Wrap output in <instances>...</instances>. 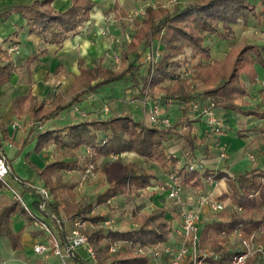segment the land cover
I'll return each mask as SVG.
<instances>
[{
    "label": "trees",
    "instance_id": "trees-1",
    "mask_svg": "<svg viewBox=\"0 0 264 264\" xmlns=\"http://www.w3.org/2000/svg\"><path fill=\"white\" fill-rule=\"evenodd\" d=\"M53 1L34 0L28 5H16L1 13V17L19 13L26 21L29 33L40 36L46 44L60 45L90 19L95 3L91 0H71L67 10L58 12L52 8ZM113 10H119L118 4L114 5ZM246 14L251 15L258 24H263L264 13H259L250 0H189L184 4L175 3L172 8L162 4L155 7L148 5L144 8L142 19L134 21L135 29L130 42L121 52L119 69L95 63L87 66L79 60V74L65 94L55 93L49 102L38 101L31 92L15 97L12 100L14 115L17 119L29 115L34 121L48 120L80 103L85 96L100 87L126 79H130L135 87L140 83L139 93L143 97L151 98L154 94H160L164 100L181 104L201 95L221 112L236 110L238 103L247 96L241 77L245 76L248 82L255 84V65L264 67V59L256 45L242 43L232 47L223 59L212 61L211 46L206 44V40L233 39L231 25ZM154 40L161 51L160 58L153 66L140 63L142 51ZM186 49L190 50L188 55L185 54ZM7 55L5 53L4 58L8 60ZM32 59L30 57L28 62ZM192 60L196 62L195 68L187 77H181V71L188 69ZM202 61L207 63L202 64ZM14 70L9 62L0 65V84L7 82ZM60 71L61 67H57L55 73ZM250 115L263 120L258 133L264 142V111L250 112ZM185 126L187 122L184 116L176 124L161 127L142 124L130 115H112L105 120L86 118L38 133L33 147L35 153L51 146H55L60 153L41 168L29 161L27 155L24 159L53 197V202L47 204V211L59 218L60 208L66 216L58 237L63 240L75 219L94 225L85 233L98 264H146L151 261L150 250L169 243L171 239L172 226L167 217V207H156L144 215L132 214L134 227L125 230L105 228L101 225L105 217L91 214L95 206L106 205L114 197L122 196L130 201L136 194L153 187L158 182V176L151 170L134 163L122 165L117 158L104 170L109 186L96 195L95 202L76 199L74 185L62 179V172L81 170L76 160L66 159L74 156L73 151L88 147L92 152V164L100 158L119 157L120 154L133 152L146 161L156 163L161 170L178 178L182 187L193 189L199 195L203 194L207 184L223 181L226 188L219 200L228 203L200 231V246L211 253L207 260L209 264H226L237 252L225 247L226 240L235 230H240L243 237L261 231L259 240L264 245V169L254 167L231 174L226 169L205 168L188 172L184 166L178 167L177 156L171 154L164 145L165 140L174 136L182 139L190 154L202 146L206 157L210 156L209 148L202 138H192L190 133L180 134L179 129ZM2 141L19 147L16 155L31 142L27 137L19 143L14 142L0 118V145ZM262 154L264 156V152ZM2 188L0 182V190ZM233 207L241 208V211ZM34 208H38L37 202ZM15 214L23 215L27 224L31 223L19 203L10 200L0 208V236L8 239L13 250H20L21 233L14 232L10 221ZM66 224L70 226L69 230L65 228ZM114 243H120L121 247L110 253L109 248ZM138 247H147L148 250L144 254H137L135 250ZM214 255L217 257L214 258ZM74 262L86 264L79 256L74 257ZM249 264H253L252 261Z\"/></svg>",
    "mask_w": 264,
    "mask_h": 264
},
{
    "label": "crops",
    "instance_id": "crops-1",
    "mask_svg": "<svg viewBox=\"0 0 264 264\" xmlns=\"http://www.w3.org/2000/svg\"><path fill=\"white\" fill-rule=\"evenodd\" d=\"M32 1L34 0H0V65H5L6 63L9 62L15 68V70L10 73L8 81L5 82L4 84H0V118H1V122L7 128L9 136L16 143H19L21 139L25 138L26 136H22L23 133L19 131V138L14 137V128L12 126L15 123L18 124L19 120L14 115V110L12 108V100L15 97L24 96V95H27L29 92H31V94L35 96L38 101L45 100L46 102H49L53 94L55 93L65 94L68 91L75 76L79 74V68H78L79 60L84 61L87 66H92V64L94 63L100 66H104L103 65L104 61L102 60V56L111 49V46L113 45V42H114L113 36L116 35L115 37L116 38L118 37L119 39L120 37H122L120 36V33L116 31L118 30V28L115 25V22L113 23V22L105 21L104 20L105 16L108 12L112 13L114 15V19L116 20V22H119L120 24V21H122V17L120 16L115 17L116 14L117 15H119L120 13L126 14L128 11H130V9H127L130 5L129 3L131 1L136 2V0H91L92 2L95 3V6L90 13V19L84 22L82 25H80V27L77 29L76 32L68 36L64 40V42L59 45V44H46L41 39L40 36L29 33L27 25H26V21L19 13H13L7 18L1 17V13L5 12L11 7L16 6V5H28ZM250 1L255 6L256 10L259 13L261 12L264 13V0H255V1L250 0ZM115 4H118L119 6V10L117 11L113 10V7ZM70 6H71V0H54L52 3V8L58 12H63L67 10ZM141 19H142V16L140 17V20ZM140 20H137V21H140ZM259 26L261 27L262 25L258 24L257 21L254 20L253 22L250 20V18L244 17L238 20L236 24L231 25L233 32H234L233 39L231 40H221L220 39L218 44H216V47H213V45H214V42L218 40H213V41H211L212 39L206 40V44H209L211 47H213L210 51L211 60L217 61V60L223 59L232 47L240 45L242 43H249V44L256 45L258 49L260 50V54L262 58L264 59V43L260 40H255V37H256L255 33H258L259 30L263 29V28L260 29ZM134 29L135 27L133 24V30L130 33V37L128 38L126 42L127 44L131 40V36L134 32ZM104 31L106 32L105 35L102 34ZM238 34L241 36L239 41L235 40V38L238 37ZM154 42L156 46H158L157 41L154 40ZM127 44L125 46H127ZM12 45H17L19 47V52L13 55L8 54L7 56L9 59L7 60L4 58V54L5 53L7 54L8 48ZM125 46L122 48V50L125 49ZM122 50L119 53V57H121ZM42 51H45V53L42 54ZM189 53H190V50H189ZM30 57L33 59L31 60V62H28V59ZM192 61H195V60H192ZM206 63H207L206 61H202V64H206ZM57 67H61V71L59 73H55ZM255 69L257 72V81L255 84L242 81L243 87L247 90V96L244 98L243 101L238 103L237 108L241 104H245L246 101L249 104H251V97H253V93L258 91L257 86L259 82L260 73H259L257 65H255ZM67 78H70V79H67ZM65 83H67L66 88H64ZM105 86H108V85H105ZM102 88L103 86L97 89L94 93H91L92 95H95L94 99L98 100V104H94L95 108L94 107L89 108L88 110V111L90 110L97 111V113H99V116H96L97 113H95L89 116V118L93 117V118L105 120L112 115H116V116L130 115L135 121H138L144 124L143 123L144 115L141 114L136 104L110 103L108 105L110 107L111 113L106 114V115L101 113L102 107L104 105H107L106 102H108V100L111 99V98H107L109 94L107 93L106 90L105 91L102 90ZM155 95L160 96V94H154V96ZM149 98L150 97H148L147 99ZM172 103H177V102L172 101ZM89 106L90 104H80V107H83L84 109H87ZM251 107L252 105H248V108H251ZM242 108L245 109L244 107ZM234 111L235 110L233 111L223 110L221 112L224 116H226L225 117L226 120H225L224 131H223V134H221L219 141H220V144L229 146L228 150L230 151L233 148L234 149L238 148L240 146L238 144V141L239 140L242 141V139L238 137L234 129L235 124H234V119H232L234 117L233 115ZM262 111L264 110H260V111L253 110L252 112H262ZM258 120L260 121L259 127H261L263 120L261 119H258ZM184 121L187 122V126L184 127L187 130V132H185V134H181V133L180 134L186 135L187 133H190V136L192 138H196V139L202 138L203 141L207 144V147L209 148L210 146L209 141L211 140L210 138L204 136L203 134L204 125L202 123V120L187 121L184 119ZM176 138L177 137L174 136L173 138L167 139L164 141V145L167 147L168 151L173 155H175L174 153L179 152L181 150V147H178L175 144L172 147H170L172 142H175ZM35 141L36 140L34 139V143ZM34 143H32L31 141L26 147H24L21 150L19 155H16L17 151L20 150L19 147L10 145L9 143L4 142V141H2L0 145V152L3 153L5 157L7 158L10 164L11 170L14 174V177L17 178V181L13 180L12 184L16 188H18L20 191L23 192V195L27 203H29L33 208H34V203L37 202V198L35 196V192L31 189L26 188V186H32V185H36L42 182L36 176L34 170L26 164L25 159H24L25 155L28 156L29 161H31L36 167L41 168L45 164L52 161L54 159L53 157L54 154L55 156H57V151H59L58 149L55 148V146H51L48 149H44L39 153H35L33 151ZM7 146L8 147L11 146L12 148V150H10L9 153H7V150H6ZM209 151H210L209 157L208 156L206 157L204 151L202 150V146L197 147V149L195 150L193 154H190L188 151L186 153H189L190 156L194 160H196L195 157L204 155V157L206 158L205 161H208V162L213 161V163L216 165L214 167L205 166L204 161L200 160L203 164L204 169L205 168L215 169V170L217 169L225 170L226 169L229 173H231V171H234L235 173L242 172L245 170H249L250 168H254V167L264 169V163L262 162L257 163L255 160L253 161L251 160L254 163H252L253 165L248 166V164L244 162L243 160L237 161V158L240 154H235L236 152L234 153L233 160L227 162L226 166L225 165L222 166V163L220 162V160L215 161L213 152H211L210 148H209ZM73 153H75V151H73ZM73 157L68 158L69 160L67 159L66 160L67 161L75 160ZM119 157H128V159H130L131 161L129 160V162H126L125 164L134 163L137 166H140L137 164L138 160L146 161L142 157L138 156L137 154L133 152H126V153L120 154ZM21 158L24 159L23 163L20 162ZM100 159H103V158H100ZM18 162L21 163L20 164L21 166L17 169L16 164ZM179 162L181 161L178 159L177 166L181 167L179 165ZM125 164L122 163V165H125ZM207 164L211 165V163H207ZM70 172H73V171H70ZM161 178L158 176V182L153 187L147 188L146 193L149 192V193H152L153 195L154 193L156 194V191L159 188V184L161 183ZM21 180L24 181L25 184H22ZM219 183L220 182H218V184ZM225 188H226L225 184L222 181V188L218 194L219 196L221 195L223 191H225ZM210 192L216 195V191L210 190ZM207 193H209V191L203 194H207ZM166 194L163 196L162 200L159 202L160 203L159 207H167L164 205L165 202H163V199L166 197ZM219 196L218 198L216 197L218 200H219ZM10 200L11 198L9 196V193L5 189L2 188L0 190V208L5 203L9 202ZM133 200L134 199H132L131 201L132 204H133ZM51 202H53V197H52ZM167 210H168V207H167ZM206 210L207 208H204V211ZM59 216H61L64 220H66L65 214L60 208H59ZM167 217L169 218L171 222L172 234H173V231L179 228L180 219L176 214H174L173 216V213H170L169 210L167 213ZM44 220L50 226L52 227L54 226L53 222L49 220L48 217H44ZM10 221H11V226L14 232L21 233L22 249L13 250L8 239L4 236H0V264H36V263L37 264H59V262L55 259H51L48 262H42L34 254L33 245L43 240L44 237L41 236V232H39V230L35 228L31 223L27 224V221L24 219L23 215L15 214L10 218ZM172 222L175 224L174 226ZM55 231L57 232V230L54 229V232ZM172 234H171V239L169 243H175L178 240L176 235L172 237ZM78 252H79V255L80 253L81 255L83 254L81 250H79Z\"/></svg>",
    "mask_w": 264,
    "mask_h": 264
},
{
    "label": "rangeland",
    "instance_id": "rangeland-1",
    "mask_svg": "<svg viewBox=\"0 0 264 264\" xmlns=\"http://www.w3.org/2000/svg\"><path fill=\"white\" fill-rule=\"evenodd\" d=\"M189 0H136V2L131 1L129 4V7L127 9H130V11H126V14L120 13L119 16L122 17V21L116 22L114 19V15L112 13H107L105 16V21L108 22H115V25L117 26L118 30H116L118 33H120V39L115 37L114 35V42L113 45L111 46V49L102 56V60L104 61L103 65L105 67L111 68V69H119L121 67L120 59L119 61L116 62L115 58L116 56H119L120 51L122 48L127 44V40L130 37V33L133 30V24L134 21L140 20V17L137 12L141 9H144L146 6L154 4H162V6L172 8L174 3H181L184 4ZM255 1V0H252ZM112 12V11H110ZM124 13V12H123ZM262 20L263 24L259 28L262 29L264 28V15H262ZM245 18H250L251 21L254 22V19L252 18L251 15L246 14ZM262 30H259L258 33H255V40H260L264 43V40L260 36V32ZM241 36L238 34V37L235 38V40H240ZM218 41L214 42L213 47H216V44L220 41V39H216ZM213 41V39L211 40ZM156 46L155 42L153 44ZM211 47V49L213 48ZM145 51V50H144ZM143 51V52H144ZM189 50H185V54H188ZM195 61H192L190 63V66L188 69L189 72L195 68ZM258 70H259V82H258V87L256 92L253 93V97H251V104H249L247 101L245 104H241L238 106L237 110L234 111L233 115L234 117V129L237 133V135L241 136L240 138L242 139L238 141V144L240 145L236 149L227 150L226 152V159H221L220 158V153L221 150H219L215 143L212 141H209L210 143V150L213 152V156L215 158V161L220 160L222 163V166H226L227 162L233 160L234 153L235 154H240L237 158V161H244L248 164V166L253 165L251 161L252 156L254 160L257 163H264V142H263V137L260 136L258 133V129L260 121L258 118H256L253 115H250V112L253 110L255 111H260L264 110V90L262 89V84L264 83V67L261 65H257ZM70 79V78H67ZM245 81L248 83V79L243 76L241 77V82ZM257 81V78H256ZM250 83V82H249ZM256 83V82H255ZM132 81L130 79L122 80V81H117L111 84H108V86H103L102 90H106L107 93L109 94L107 98H111L106 102V104H132L128 102L125 98V95L128 93L127 90L131 91V96H129V99L134 98V100L141 101L144 97L139 93V84L138 87L132 86ZM131 85V86H130ZM67 83L64 84V88H66ZM130 86V87H129ZM63 93V92H62ZM93 97L92 101H90L89 97ZM200 96V95H198ZM95 95L89 94L83 98V100L80 103L74 104L71 107H69L68 110H65L61 112L57 117H52L49 118L48 120L44 121H34L31 120V118L27 115H24L20 117L19 123L15 125L14 128V137L19 138V131L23 133L22 136H26L28 139L34 143L35 136L42 132L45 129H53L56 127H61L64 125L68 124H74L77 122H80L81 120H84L86 118H89V116L97 113V111H88L89 108H95L94 104H98V100L94 99ZM244 100V99H243ZM84 101V102H83ZM83 102V103H82ZM80 104H90V106L87 109H84L83 107H80ZM137 107L139 108V111L141 112L142 115H144L143 123L145 124V112H142L143 105L136 104ZM167 105V107H166ZM248 105H252L251 108H248ZM164 110H165V115L170 119V124H176L178 121L182 119L184 116V110H183V105L178 104V103H169V104H162ZM73 107H77L79 109L78 111H74ZM109 107V105H108ZM244 107L245 109H243ZM80 111L84 112V115L80 114ZM110 107H109V112L110 114ZM96 116H99V113L96 114ZM224 116V115H223ZM226 117V116H224ZM226 120V119H225ZM179 132L181 134H185L187 130L184 129H179ZM223 134V133H222ZM220 138V137H219ZM239 139V138H238ZM240 142V143H239ZM176 145L178 147H181V150L179 152L174 153L178 159L181 162H188V160H192L193 158L186 154L187 150L185 149L182 140L180 138H176L175 142H172L171 146ZM184 147V148H183ZM229 146H226L228 149ZM54 148V147H53ZM7 153L12 150L11 146H7ZM60 153V150L57 151V156ZM54 154V158H56ZM81 166V170L79 171H73V172H68L64 171L62 172V179L68 183H72L74 185V193L76 195V199L80 200L82 202H95L96 195L98 193H101L108 185L109 183L106 181L104 177V170L107 169L113 162L117 159L114 157H109V158H103L98 160L95 164H93V169H92V175L87 177L86 181H84L81 185V179L83 176L84 171L86 168L91 164L90 160V153H87L85 148H81L78 150H75L74 157H73ZM121 164H125L126 162H129L130 159L128 157H118ZM196 160H201L204 161L205 166H211L214 167L216 166L213 161L208 162L205 161L204 155L202 156H197L195 157ZM236 159V157H235ZM69 160V159H67ZM135 160V159H134ZM131 161V160H130ZM136 161V160H135ZM20 162H24V159L21 158ZM18 162L16 164V168L18 169L21 165V163ZM138 165H140L142 168L146 170H151L156 173L161 178V183L159 184V188L156 191V194L154 195L152 193H146L145 192H140L136 194L133 198L130 199V201L125 200L122 196H117L110 201L106 203V205H99L95 206L94 209L92 210L91 214H101L103 217H105V220H111L113 222V226L116 229L119 230H125V229H131L134 227V223L132 221V214H139V215H144L148 214L151 212L153 209L156 207L160 206V201L162 200L163 196L166 194V189L169 186H173V181L171 178V175L168 172H165L164 170H160V168L151 161H137ZM211 163V165L207 164ZM25 167V166H24ZM231 173H235L234 171H231ZM211 184V183H210ZM207 184L205 188V192H210V190L216 191V195L214 197L218 198V194L222 188V181L218 184ZM202 194V193H201ZM199 194H197L193 189L190 188H185L182 187V190L180 192V198H181V205H176L171 199L168 197H165L163 199V202L165 206L168 207V210L170 213L178 214L182 209H187L192 206V199L197 197ZM10 198L11 195L9 194ZM216 198V199H217ZM132 199L133 204H132ZM12 200V198H11ZM228 203V202H224ZM207 211V210H206ZM204 211V212H206ZM215 214H210L209 216L211 218L214 217ZM173 226L175 225L172 222ZM87 227L84 229V232L87 230H90L94 225L86 223ZM91 225V226H90ZM65 228L67 230L70 229V226L68 224L65 225ZM177 230V229H176ZM176 230L173 231L172 237L176 234ZM41 232V231H39ZM41 236L45 237L44 232H41ZM225 247L230 249V251H237L239 250V242L236 238L234 237H229L226 242H225ZM40 260V259H39ZM42 261V260H41ZM43 262V261H42ZM37 264V263H36ZM75 264V263H74ZM257 264H263V263H257Z\"/></svg>",
    "mask_w": 264,
    "mask_h": 264
},
{
    "label": "built area",
    "instance_id": "built-area-1",
    "mask_svg": "<svg viewBox=\"0 0 264 264\" xmlns=\"http://www.w3.org/2000/svg\"><path fill=\"white\" fill-rule=\"evenodd\" d=\"M175 4V3H174ZM153 7L156 5L151 4ZM166 6V5H165ZM144 9L137 12L139 16H143ZM103 35L106 34L104 31ZM261 38L264 40V30L260 33ZM19 47L12 45L8 48L7 53L9 55L17 54ZM161 51L157 46L151 44L148 48L142 52V56L139 60L140 63L153 64L160 58ZM120 57L116 56V62L119 61ZM191 72L189 69L183 70L180 73L181 77H187ZM264 90V83L262 84ZM125 98L132 104L143 105L142 112L146 114L145 125L148 126H171L170 119L165 115V110L162 104L172 103L171 100H164L161 96L155 95L149 99L144 96L141 101L129 99L131 91L127 90ZM92 101L93 97H89ZM184 110V119L187 121L191 120H202L204 125L203 134L210 138L215 143L216 147L221 150L220 158L226 159L227 148L226 145L220 144L219 137L224 131L225 117L213 105L212 102L203 98L201 95L194 98L191 101L181 103ZM74 111H78L77 107H73ZM109 108L104 105L101 109V113L108 114ZM81 115H84L83 111H80ZM17 125L16 123L13 127ZM87 153H90L91 149L85 148ZM188 155V153H186ZM250 159L253 161L252 156ZM114 158H118L114 156ZM180 166H184L188 172L202 170L203 164L200 160H188L187 163L179 162ZM93 164L91 163L83 173L80 185L86 181L87 177L92 175ZM173 186H169L166 189V197L171 199L176 205H181L180 192L182 186L180 180L176 177L171 176ZM17 181L11 170L10 164L3 153L0 152V182L2 183L3 189H5L10 195L12 200L19 203L23 211L26 213L28 218L31 219V224L39 231L44 232L45 237L43 240L33 245L34 254L43 262H48L51 259H55L59 264H74V257L79 256L86 264H98V260L92 245L89 242L88 235L84 232L87 227L85 221L75 219L73 221V227L70 231L64 234L63 240L58 237V232L63 228L64 219L59 216L56 217L53 213L47 211V204L52 201V196L49 190L44 184L39 183L32 186H26L35 192L37 198L38 208H33L27 203L23 192L16 188L12 181ZM215 194L209 192L207 194H201L192 199V206L187 209H182L176 214L179 221V228L176 230L177 242L167 243L152 248L150 250L151 261L146 264H209L208 259L211 253L208 249H202L200 246V231L207 224L211 217L210 214H216L221 212L225 207L226 203L219 201L214 197ZM204 208L207 211L204 212ZM236 211H241V208L233 207ZM44 217H48L53 222V227L50 226ZM90 224V223H89ZM101 225L108 229H116L113 226L111 220H103ZM91 226V225H90ZM54 229L57 232H54ZM261 235L260 232H253L248 237H243L240 230H235L229 237H234L239 242V250L234 253L226 262V264H249L252 261L253 264L263 263L264 264V245L259 240ZM121 247L120 243H114L110 246L109 252L114 253ZM79 250L83 254L79 255ZM148 250L147 247H138L135 251L137 254H144ZM217 255H214L216 258Z\"/></svg>",
    "mask_w": 264,
    "mask_h": 264
}]
</instances>
